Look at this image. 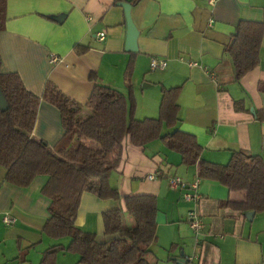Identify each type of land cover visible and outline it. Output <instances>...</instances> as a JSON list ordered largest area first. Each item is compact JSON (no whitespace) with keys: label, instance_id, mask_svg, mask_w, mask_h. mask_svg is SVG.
Wrapping results in <instances>:
<instances>
[{"label":"crops","instance_id":"crops-1","mask_svg":"<svg viewBox=\"0 0 264 264\" xmlns=\"http://www.w3.org/2000/svg\"><path fill=\"white\" fill-rule=\"evenodd\" d=\"M114 0H7L6 24L0 31V71L16 72L24 86L41 95L46 80L68 97L85 103L95 82L126 94L123 71L135 54L131 78L137 107L135 117H156L160 86H181L177 128L195 135L201 157L225 163L231 151L242 149L264 157V32L257 65L236 80L224 44L240 19L260 21L264 0H138L131 5L138 30L137 50L125 49L124 9ZM209 20H211L209 24ZM105 33L103 40L98 34ZM77 44L88 46L76 54ZM58 56L51 63L49 54ZM166 60L162 70H151V57ZM94 74L90 77V74ZM97 79V80H96ZM236 107L243 108L241 110ZM258 113V115H256ZM168 129L165 128L164 132ZM64 130L58 109L40 101L33 136L49 146ZM126 160L109 182L120 200L100 199L84 192L75 224L105 238L102 211L120 207L128 194L157 198V243L147 259L152 264H178L180 253L192 264H261L264 262V211L248 220L244 213L219 206L231 194L211 180L198 183L199 200L183 199L184 188H171L169 178L194 181L197 166L180 165L179 155L154 140L145 147L125 141ZM156 177L148 179L147 175ZM0 166V264H38L42 252L55 243L42 236L49 199L41 193L45 175L25 187L4 180ZM235 196V195H234ZM195 208L203 228L196 235L188 224V210ZM8 214L11 224L3 223ZM133 221L127 219L130 226ZM176 244L174 249L170 246ZM33 247H32V246ZM31 247V248H30ZM75 253L59 251L56 264H81Z\"/></svg>","mask_w":264,"mask_h":264},{"label":"trees","instance_id":"trees-1","mask_svg":"<svg viewBox=\"0 0 264 264\" xmlns=\"http://www.w3.org/2000/svg\"><path fill=\"white\" fill-rule=\"evenodd\" d=\"M128 1L133 5L138 0ZM6 6L7 0H0V31L6 24ZM263 32L264 12L260 21L240 19L224 44L236 80L257 65ZM87 50L86 45L74 47L78 55ZM134 66L135 54L131 53L123 71L126 94L96 81L83 104L65 95L50 80L45 81L41 95H36L16 72L0 71V92L6 105L5 110L0 108V166L5 169L4 180L25 188L36 176L45 175L41 193L49 199V205L42 236L68 238L66 244L55 243L45 249L38 264H56L59 251L77 254L81 264H152L146 255L158 238L155 195L128 194L123 197L124 211L120 207L102 211L103 240L75 224L84 192L100 199L120 200L118 189L109 179L126 160V140L135 147L159 140L179 155L180 165H196L199 182H218L231 194L219 201V206L242 213L264 211V157L237 149L231 151L225 163L203 159L202 146L195 135L176 127L180 122V85L160 86L156 117H135L137 101L131 85ZM93 76L96 78L91 73ZM258 88L264 92V83H259ZM42 100L60 113L64 132L53 146L32 134ZM235 109H239L236 103ZM165 128L168 130L164 132ZM122 212L133 219L132 225L123 224Z\"/></svg>","mask_w":264,"mask_h":264},{"label":"built area","instance_id":"built-area-1","mask_svg":"<svg viewBox=\"0 0 264 264\" xmlns=\"http://www.w3.org/2000/svg\"><path fill=\"white\" fill-rule=\"evenodd\" d=\"M214 0H209V3H213ZM211 20H209V24H210ZM99 40H103L105 37V33L102 31L98 34ZM58 56L51 53L49 54V60L51 63L57 62L58 61ZM149 66L151 70H162L165 68L166 66V60L164 58H160V57H151L150 61H149ZM262 146L264 148V137L262 140ZM156 176L154 174H149L147 175L148 179H153ZM186 182H183L179 177H171L169 178V186L171 188H177L178 186H181L182 188H184V193H183V199L186 201H190L194 203V206L196 205V202L199 200L200 195L198 192V183H199V179H195L194 181L188 183L187 185L185 184ZM188 216V224L189 227L192 229V231L194 232V234H198L202 228H203V221H202V217L200 216V214L197 212V210L195 208H192L190 210H188L187 213ZM14 222V218L8 214H6L3 217V223L5 224H11Z\"/></svg>","mask_w":264,"mask_h":264},{"label":"water","instance_id":"water-1","mask_svg":"<svg viewBox=\"0 0 264 264\" xmlns=\"http://www.w3.org/2000/svg\"><path fill=\"white\" fill-rule=\"evenodd\" d=\"M119 5H121L124 9L125 22H126L125 49L136 51L138 30L135 27L131 18V13H130L131 5L127 1H122L119 3ZM0 108L1 110L6 109L5 101L1 92H0ZM244 215L248 220H251L254 215V211L245 212ZM176 260L178 264H192L189 262V259L184 257L183 252L180 253V257L176 258ZM261 264H264V262Z\"/></svg>","mask_w":264,"mask_h":264},{"label":"rangeland","instance_id":"rangeland-1","mask_svg":"<svg viewBox=\"0 0 264 264\" xmlns=\"http://www.w3.org/2000/svg\"><path fill=\"white\" fill-rule=\"evenodd\" d=\"M85 114H88V111H85L84 112ZM165 130V129H164ZM127 219H130V220H132L133 221V219L126 213V212H122V220H123V224L124 225H127ZM66 239V241L68 240V238L67 237H65V238H62V239H60V240H65Z\"/></svg>","mask_w":264,"mask_h":264}]
</instances>
